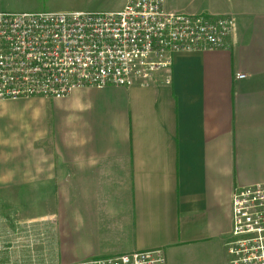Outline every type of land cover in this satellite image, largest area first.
I'll list each match as a JSON object with an SVG mask.
<instances>
[{"label":"crops","instance_id":"obj_1","mask_svg":"<svg viewBox=\"0 0 264 264\" xmlns=\"http://www.w3.org/2000/svg\"><path fill=\"white\" fill-rule=\"evenodd\" d=\"M40 6L0 0L2 12ZM172 11L233 17L226 48L176 54L145 88L0 101V204L8 220L44 210L65 264L226 256L235 188L264 183V5Z\"/></svg>","mask_w":264,"mask_h":264},{"label":"built area","instance_id":"obj_2","mask_svg":"<svg viewBox=\"0 0 264 264\" xmlns=\"http://www.w3.org/2000/svg\"><path fill=\"white\" fill-rule=\"evenodd\" d=\"M231 16L188 14L165 0H128L117 12L0 11V101L67 99L78 90L148 87L179 53L226 48ZM245 76H237L243 79ZM228 264H264V183L235 188ZM76 264H167L162 250Z\"/></svg>","mask_w":264,"mask_h":264},{"label":"rangeland","instance_id":"obj_3","mask_svg":"<svg viewBox=\"0 0 264 264\" xmlns=\"http://www.w3.org/2000/svg\"><path fill=\"white\" fill-rule=\"evenodd\" d=\"M47 1V7L40 6L36 11L117 12L128 0H37L40 3ZM240 1L241 8L246 10L255 5H264V0ZM232 2L233 0H165V8L186 12L210 9L212 13H226ZM44 213V210L43 214H37V211L26 208L23 214L12 216L8 220L0 204V264H65L61 260L59 247L49 241L53 235L49 226L53 221ZM39 215L43 217L38 218ZM167 264H228V260L222 251L213 250L208 255L182 253L178 260L172 255Z\"/></svg>","mask_w":264,"mask_h":264},{"label":"flooded vegetation","instance_id":"obj_4","mask_svg":"<svg viewBox=\"0 0 264 264\" xmlns=\"http://www.w3.org/2000/svg\"><path fill=\"white\" fill-rule=\"evenodd\" d=\"M232 243V236H231V233H230V237H229V241H228V246Z\"/></svg>","mask_w":264,"mask_h":264}]
</instances>
